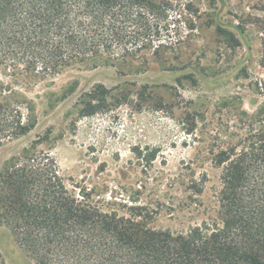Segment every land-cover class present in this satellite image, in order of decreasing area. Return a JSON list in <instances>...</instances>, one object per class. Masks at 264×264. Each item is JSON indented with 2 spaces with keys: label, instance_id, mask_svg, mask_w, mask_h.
<instances>
[{
  "label": "rangeland",
  "instance_id": "1",
  "mask_svg": "<svg viewBox=\"0 0 264 264\" xmlns=\"http://www.w3.org/2000/svg\"><path fill=\"white\" fill-rule=\"evenodd\" d=\"M169 1L182 32L164 52H114V66L76 62L46 80L0 64V174L35 148L107 210L144 206L163 230L205 220L219 178L212 150L264 109V0ZM0 255L32 264L1 223Z\"/></svg>",
  "mask_w": 264,
  "mask_h": 264
},
{
  "label": "trees",
  "instance_id": "2",
  "mask_svg": "<svg viewBox=\"0 0 264 264\" xmlns=\"http://www.w3.org/2000/svg\"><path fill=\"white\" fill-rule=\"evenodd\" d=\"M174 12L169 0H0V64L46 80L76 62L114 66V52H164L180 44ZM240 125L211 152L215 209L187 230L154 228L144 206L107 210L35 148L0 174V223L32 264H264V109Z\"/></svg>",
  "mask_w": 264,
  "mask_h": 264
}]
</instances>
